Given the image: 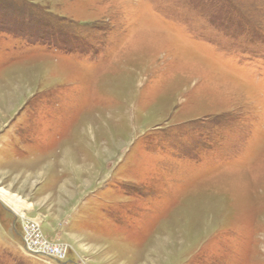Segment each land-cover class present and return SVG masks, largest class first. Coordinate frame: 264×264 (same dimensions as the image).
Masks as SVG:
<instances>
[{"label":"rangeland","instance_id":"1","mask_svg":"<svg viewBox=\"0 0 264 264\" xmlns=\"http://www.w3.org/2000/svg\"><path fill=\"white\" fill-rule=\"evenodd\" d=\"M0 190V264H264V0H0Z\"/></svg>","mask_w":264,"mask_h":264},{"label":"built area","instance_id":"2","mask_svg":"<svg viewBox=\"0 0 264 264\" xmlns=\"http://www.w3.org/2000/svg\"><path fill=\"white\" fill-rule=\"evenodd\" d=\"M24 248L27 253L30 255H33L35 257H40L43 259H52V260H62L64 257V252L58 250L57 248L53 249H46V248H34L26 241V239H23Z\"/></svg>","mask_w":264,"mask_h":264},{"label":"bare ground","instance_id":"3","mask_svg":"<svg viewBox=\"0 0 264 264\" xmlns=\"http://www.w3.org/2000/svg\"><path fill=\"white\" fill-rule=\"evenodd\" d=\"M0 198L7 202L16 211H19L21 207H24L21 200L15 196L10 195L4 190H0ZM18 214V213H17Z\"/></svg>","mask_w":264,"mask_h":264},{"label":"crops","instance_id":"4","mask_svg":"<svg viewBox=\"0 0 264 264\" xmlns=\"http://www.w3.org/2000/svg\"><path fill=\"white\" fill-rule=\"evenodd\" d=\"M2 146H3V145H2ZM34 174H35V172H34V173H32V176H34V177H35L36 175H34ZM28 175L30 176V175H31V173H30V174H28Z\"/></svg>","mask_w":264,"mask_h":264}]
</instances>
